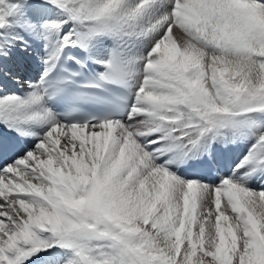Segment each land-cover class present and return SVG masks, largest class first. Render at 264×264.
Segmentation results:
<instances>
[{
    "label": "snow or ice",
    "instance_id": "obj_1",
    "mask_svg": "<svg viewBox=\"0 0 264 264\" xmlns=\"http://www.w3.org/2000/svg\"><path fill=\"white\" fill-rule=\"evenodd\" d=\"M0 264H264V0H0Z\"/></svg>",
    "mask_w": 264,
    "mask_h": 264
}]
</instances>
